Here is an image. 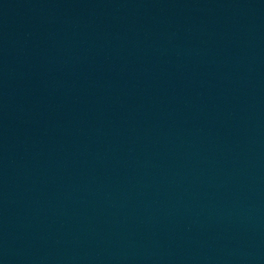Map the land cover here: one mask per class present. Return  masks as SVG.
Returning a JSON list of instances; mask_svg holds the SVG:
<instances>
[{
  "label": "water",
  "instance_id": "water-1",
  "mask_svg": "<svg viewBox=\"0 0 264 264\" xmlns=\"http://www.w3.org/2000/svg\"><path fill=\"white\" fill-rule=\"evenodd\" d=\"M0 264H264V0H0Z\"/></svg>",
  "mask_w": 264,
  "mask_h": 264
}]
</instances>
